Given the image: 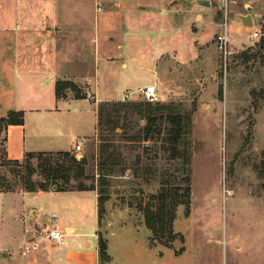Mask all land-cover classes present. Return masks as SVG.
<instances>
[{"label":"rangeland","instance_id":"obj_1","mask_svg":"<svg viewBox=\"0 0 264 264\" xmlns=\"http://www.w3.org/2000/svg\"><path fill=\"white\" fill-rule=\"evenodd\" d=\"M202 1L216 8L215 24L204 25L195 16L189 25L178 19L176 52L162 60L157 75L158 102L148 103L142 89L126 93L120 101L100 103L97 110L102 107L104 112L97 133L85 141L72 140L69 153L78 162L84 160L80 167L70 158L52 157L51 168L70 169L69 174L62 172L70 177V183L63 184L69 191L84 184L94 187L98 198V189L106 192L98 210V238L107 244L101 264H264V0ZM249 8L254 27L244 29L237 14L247 15ZM224 11L229 15L228 53L217 44ZM254 30L260 38H252ZM63 92L89 95L65 87ZM43 94L46 99L48 94ZM11 102L8 98L1 110ZM147 108L160 112L152 115L157 123L146 137L151 118ZM170 115L191 118L190 131L176 152ZM89 117L78 113L76 119H55L51 130L42 122L48 117H35L27 137L36 126L44 129L45 142L53 138L51 131L67 132L69 125L86 130ZM5 131L0 122V193L11 194L6 200L0 197V228L20 234L19 217L30 206L22 196L32 184L38 190L45 178L37 169V157L8 165ZM55 137L60 140L59 134ZM43 147L52 145L43 142ZM102 162L105 175L100 177ZM30 168L36 170L34 175ZM47 186L52 190L51 183ZM163 188H179L181 194L190 188L189 205L179 206L175 213L172 243L154 239L145 223V210L158 208L156 198ZM71 199L63 198V203L73 204ZM85 200L88 206L76 199L77 209L82 206L84 214L92 215L93 202ZM41 234L32 235L17 251L0 248V264H49L42 250L48 238Z\"/></svg>","mask_w":264,"mask_h":264},{"label":"crops","instance_id":"obj_2","mask_svg":"<svg viewBox=\"0 0 264 264\" xmlns=\"http://www.w3.org/2000/svg\"><path fill=\"white\" fill-rule=\"evenodd\" d=\"M194 1L0 0V119L10 112L24 113L23 125L5 131L7 159L22 161L29 153L71 152L73 138L85 141L97 133L100 103L120 101L126 93L156 86L162 60L176 52L178 19L189 25L195 16L204 25L215 24L216 8ZM59 81L73 83L89 95L79 99L66 94L58 99ZM43 92L48 94L46 99ZM120 92L125 93L120 96ZM8 98L13 105L2 111ZM78 113L90 116L85 120L91 123L86 130L69 125L67 132L51 131L53 138L45 142L44 129L36 126L27 137L35 117H48L42 122L51 130L55 119H76ZM43 142L52 147H43ZM10 195L0 193L4 200ZM68 197L73 204L63 203ZM87 197L93 202L92 215L76 206V199L88 206ZM22 199L30 201V206L19 217L21 232L2 226L0 248L17 251L32 235L45 233L48 238L57 229L64 235V244L57 246L48 238L42 250L49 264H101L97 192L36 191L25 193Z\"/></svg>","mask_w":264,"mask_h":264},{"label":"trees","instance_id":"obj_3","mask_svg":"<svg viewBox=\"0 0 264 264\" xmlns=\"http://www.w3.org/2000/svg\"><path fill=\"white\" fill-rule=\"evenodd\" d=\"M66 86H63L61 82H58L56 84V96L58 99L65 98L66 93L63 92L64 87L65 88H70L72 91H78L76 86H69V84H65ZM76 98H81L80 94H76ZM150 103V102H148ZM151 104V103H150ZM150 104H148L150 106ZM165 109V107H164ZM168 109V108H166ZM103 108L100 107L98 111V118L99 122L98 125L102 124V117H103ZM160 112V110H151L148 109L146 110V113L151 116L149 118L147 128L145 130L146 132V137L148 136L149 132L151 131V127L157 123V119L153 117L155 113ZM169 120L173 124V145L176 148L175 152L178 151V146L184 141V138L187 136V134L190 131L191 127V118L189 116H182V115H175L172 116L170 115ZM161 120L163 119L162 117L160 118ZM0 122L6 126V129L9 126L12 125H23L24 124V113L23 112H10L8 115L2 119H0ZM37 155V156H36ZM62 157L64 159L70 158L71 161L77 167L79 168L81 163L84 161L78 162L75 157L71 156L69 152H64V153H58L57 155L54 154H44V153H39V154H26L25 158L26 160H33L36 157L41 161V164L37 167L39 169L40 175H42L45 178V182L40 184L38 186V190L35 189V186L32 184L29 188V192H36V191H50V187L47 186V184L51 183L52 190L55 191H69L64 187V185H68L70 183V177L62 175V172H65L64 174H69L70 169H63L60 171L59 169H53L51 168L52 165V157ZM24 158V159H25ZM105 162L101 163L100 166V171L102 172L100 177H103L105 174H103V167H104ZM8 165H20V161H12L8 160ZM30 175H34L36 170L34 168H30ZM83 172H80V175H83ZM62 181V184H61ZM103 181V180H102ZM185 181L188 183L189 179L185 178ZM102 182L100 185L103 187ZM64 184V185H63ZM78 191H94L95 188L92 187L90 189H87L84 184H80L77 188ZM179 188H174V189H167L163 188L160 190V193L157 195L156 200L159 203L158 208L153 209V207H148L145 210V223L147 228L151 231L154 239H166L168 243H172L175 241L176 234L174 233L173 230V225L175 222V213L176 210L179 206L181 205H189V200H190V188H186L184 193L181 194L179 192ZM99 192V198L98 202L99 205L103 204L105 201L106 197V192L103 189H98ZM107 244L104 242L102 239L99 240V254L100 258H104L107 254Z\"/></svg>","mask_w":264,"mask_h":264},{"label":"built area","instance_id":"obj_4","mask_svg":"<svg viewBox=\"0 0 264 264\" xmlns=\"http://www.w3.org/2000/svg\"><path fill=\"white\" fill-rule=\"evenodd\" d=\"M224 25H223V34L217 37V44L221 52L228 53V33H229V15L228 11H224ZM253 39L260 38V33L254 30L252 34ZM146 101L150 103L158 102L157 90L155 86L149 85L142 90ZM76 150H81V144L76 145ZM48 238L57 246H62L64 244V235L62 231L53 229L49 232Z\"/></svg>","mask_w":264,"mask_h":264},{"label":"water","instance_id":"obj_5","mask_svg":"<svg viewBox=\"0 0 264 264\" xmlns=\"http://www.w3.org/2000/svg\"><path fill=\"white\" fill-rule=\"evenodd\" d=\"M194 3L202 5V6H210L208 1L195 0ZM251 10H252V8L248 9L249 13L247 15H242V14H238L237 15V17L241 21L242 26H243L244 29L253 28L254 27L253 16H252V11Z\"/></svg>","mask_w":264,"mask_h":264}]
</instances>
